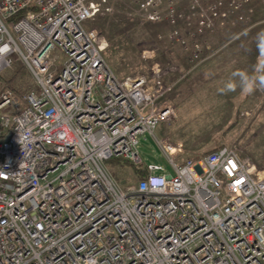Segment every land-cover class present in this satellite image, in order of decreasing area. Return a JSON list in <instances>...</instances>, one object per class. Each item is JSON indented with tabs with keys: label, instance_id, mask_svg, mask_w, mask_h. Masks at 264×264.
Segmentation results:
<instances>
[{
	"label": "built area",
	"instance_id": "built-area-1",
	"mask_svg": "<svg viewBox=\"0 0 264 264\" xmlns=\"http://www.w3.org/2000/svg\"><path fill=\"white\" fill-rule=\"evenodd\" d=\"M101 6L0 0V72L37 83L0 99V264H264V169L230 145L178 162L167 137L174 174L147 167L141 138L175 113L142 109L161 81L117 77L85 29ZM112 159L147 174L123 188Z\"/></svg>",
	"mask_w": 264,
	"mask_h": 264
},
{
	"label": "rangeland",
	"instance_id": "rangeland-1",
	"mask_svg": "<svg viewBox=\"0 0 264 264\" xmlns=\"http://www.w3.org/2000/svg\"><path fill=\"white\" fill-rule=\"evenodd\" d=\"M95 2L102 5L100 14L85 29L104 37V57L117 77L161 81L163 97L154 101L148 92L142 109L147 114L166 104L175 113L154 135L141 138L139 152L147 167L174 174L156 140L167 137L183 145L178 162L230 145L264 169V0ZM2 85L0 97L14 95ZM36 88L32 77L22 87L24 97ZM109 169L123 188L140 179L139 168L118 159Z\"/></svg>",
	"mask_w": 264,
	"mask_h": 264
},
{
	"label": "trees",
	"instance_id": "trees-1",
	"mask_svg": "<svg viewBox=\"0 0 264 264\" xmlns=\"http://www.w3.org/2000/svg\"><path fill=\"white\" fill-rule=\"evenodd\" d=\"M33 9L35 8L31 7L29 10H33ZM24 14H25V11L21 12L18 16L14 17L12 20L19 21ZM13 66L14 68L12 71L11 70L6 71L4 74L0 75V83L3 84L2 86L4 87V90L9 89L11 90V92H14L15 96L19 98H23L25 91L22 90V87L28 84L29 82H31L32 75L29 72V70L25 66L21 65L20 63H16ZM109 163L110 161L108 162V164ZM137 171L140 174V178H144L147 174V172L144 171L143 169L141 170V168L137 169Z\"/></svg>",
	"mask_w": 264,
	"mask_h": 264
},
{
	"label": "water",
	"instance_id": "water-1",
	"mask_svg": "<svg viewBox=\"0 0 264 264\" xmlns=\"http://www.w3.org/2000/svg\"><path fill=\"white\" fill-rule=\"evenodd\" d=\"M153 169H156V167H152Z\"/></svg>",
	"mask_w": 264,
	"mask_h": 264
},
{
	"label": "crops",
	"instance_id": "crops-1",
	"mask_svg": "<svg viewBox=\"0 0 264 264\" xmlns=\"http://www.w3.org/2000/svg\"><path fill=\"white\" fill-rule=\"evenodd\" d=\"M1 99V98H0Z\"/></svg>",
	"mask_w": 264,
	"mask_h": 264
}]
</instances>
